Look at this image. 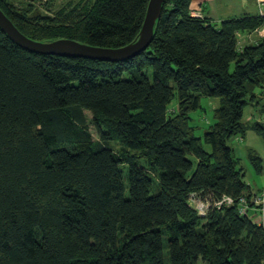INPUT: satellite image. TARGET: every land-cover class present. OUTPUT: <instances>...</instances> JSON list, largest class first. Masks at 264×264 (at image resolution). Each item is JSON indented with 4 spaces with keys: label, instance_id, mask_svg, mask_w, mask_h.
Here are the masks:
<instances>
[{
    "label": "trees",
    "instance_id": "trees-1",
    "mask_svg": "<svg viewBox=\"0 0 264 264\" xmlns=\"http://www.w3.org/2000/svg\"><path fill=\"white\" fill-rule=\"evenodd\" d=\"M19 2L0 10L28 39L112 49L139 38L149 0ZM190 3L164 0L150 45L123 63L29 53L0 30V264H264V223L236 203L189 205L251 195L229 142L264 143V125L243 122L264 90V39L240 50L236 33L264 19L216 27ZM202 98L219 107L196 138Z\"/></svg>",
    "mask_w": 264,
    "mask_h": 264
},
{
    "label": "water",
    "instance_id": "water-1",
    "mask_svg": "<svg viewBox=\"0 0 264 264\" xmlns=\"http://www.w3.org/2000/svg\"><path fill=\"white\" fill-rule=\"evenodd\" d=\"M164 0H149L139 38L120 48H95L71 40L49 43L35 42L21 34L0 10V30L19 48L33 54L61 58L85 59L107 63H123L138 57L152 40L153 29L160 17Z\"/></svg>",
    "mask_w": 264,
    "mask_h": 264
},
{
    "label": "crops",
    "instance_id": "crops-1",
    "mask_svg": "<svg viewBox=\"0 0 264 264\" xmlns=\"http://www.w3.org/2000/svg\"><path fill=\"white\" fill-rule=\"evenodd\" d=\"M190 12L192 16L204 18L208 20L211 24L215 25L216 27H219L221 22L228 19H236L246 16L258 17L260 14V4L257 0H191ZM256 41L257 37L255 36V34H241V43L243 45L255 44ZM257 96L259 100L257 105L249 106L244 112L243 122L248 125L255 122L264 125V90H258ZM254 134V132L248 131L244 137L237 136L232 139L234 141L235 148H239L242 145L248 147L247 158L250 152L255 153L253 146L248 144L249 139H254V136H251ZM255 140L256 139H254V141ZM233 151L235 158L239 160L241 164V160L236 157L237 152L241 151V148H233ZM244 182L248 186L251 194L261 192L264 188V184L261 188L256 189L247 184L245 179ZM249 217L251 218V221H253L255 224L260 223L258 212L251 209L249 211ZM197 264L203 263L199 261Z\"/></svg>",
    "mask_w": 264,
    "mask_h": 264
},
{
    "label": "rangeland",
    "instance_id": "rangeland-1",
    "mask_svg": "<svg viewBox=\"0 0 264 264\" xmlns=\"http://www.w3.org/2000/svg\"><path fill=\"white\" fill-rule=\"evenodd\" d=\"M19 1H21V0H13L14 4L16 6H19V3H20ZM24 1H26V0H24ZM38 1L41 4H46L45 2L47 0H38ZM68 1H71V0H53V4L55 7L58 8L64 4H66ZM40 6H41L40 8L43 9L42 5H40ZM43 11H45V10L43 9ZM237 44L239 46H242V43H238V41H237ZM218 107H219L218 100H213V99H208V98H202L200 100V109L196 110L195 112L191 113V115H190V118H191L190 125L194 128V135L196 138H202L205 131L209 128V125H211L213 123V111ZM86 116L88 118V121L90 122V115L88 113H86ZM89 130H90V133L92 135L93 140L98 141V135L96 134V131L92 125H89ZM251 136H254L253 138L256 140L254 141V139H249L248 144L253 146L255 153L262 160L263 172L261 174L255 173L254 170L252 169V166H251V164L247 158L248 147H245L242 145L239 148L238 147L235 148V144H234L233 140H231L229 142V145L234 149H240L241 148V151L237 152L236 157L241 160L240 165L243 167L245 175H246L244 179H245L247 184H249L251 187L257 189V188H261L264 184V179H263V177H264V143L261 140V138L258 137L256 134L251 135ZM114 146L117 147V145H114ZM205 149H206V151L210 150L209 147H207V146H205ZM124 170H125V168H124ZM163 245H164V252L167 253L165 237H164ZM166 264H169L168 261L166 262Z\"/></svg>",
    "mask_w": 264,
    "mask_h": 264
},
{
    "label": "built area",
    "instance_id": "built-area-1",
    "mask_svg": "<svg viewBox=\"0 0 264 264\" xmlns=\"http://www.w3.org/2000/svg\"><path fill=\"white\" fill-rule=\"evenodd\" d=\"M260 4V14L259 16L264 19V0H257ZM257 37V40L264 39V22L257 28L254 33ZM236 39L238 43H241V33H236ZM241 50L244 46H239ZM238 206V212L240 215L249 217V211L252 209L259 213L260 223H264V188L261 192L251 194L249 197L243 195L237 201L230 196H222L217 198L211 194L207 195H191L189 199V205H191L199 216H206L210 211H222L224 208L231 207L234 204Z\"/></svg>",
    "mask_w": 264,
    "mask_h": 264
}]
</instances>
